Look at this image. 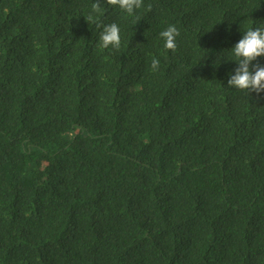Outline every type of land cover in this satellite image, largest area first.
<instances>
[{
    "label": "trees",
    "instance_id": "1",
    "mask_svg": "<svg viewBox=\"0 0 264 264\" xmlns=\"http://www.w3.org/2000/svg\"><path fill=\"white\" fill-rule=\"evenodd\" d=\"M95 2L0 0V264H264V0H99L119 50Z\"/></svg>",
    "mask_w": 264,
    "mask_h": 264
},
{
    "label": "clouds",
    "instance_id": "2",
    "mask_svg": "<svg viewBox=\"0 0 264 264\" xmlns=\"http://www.w3.org/2000/svg\"><path fill=\"white\" fill-rule=\"evenodd\" d=\"M106 3L113 7H118L128 16H133L137 10L144 7V0H106ZM148 11L152 10V5L147 6ZM103 15V9L99 0L91 5L90 13L85 19L91 23H96L101 28L99 40L100 47L104 49L112 48L119 50L121 47V35L119 25L115 22L103 24L97 22V18ZM180 32L175 25H169L161 31L160 36L164 40V48L175 53L177 50V37ZM232 55L238 64L235 74H230L228 86L237 90L257 94L264 92V66L259 63L253 64L259 57L264 56V25L252 27L244 32L243 37L231 49ZM159 60H152V69L158 70Z\"/></svg>",
    "mask_w": 264,
    "mask_h": 264
}]
</instances>
